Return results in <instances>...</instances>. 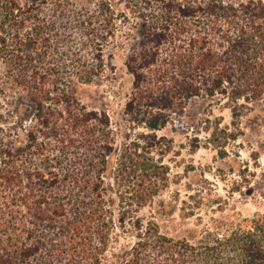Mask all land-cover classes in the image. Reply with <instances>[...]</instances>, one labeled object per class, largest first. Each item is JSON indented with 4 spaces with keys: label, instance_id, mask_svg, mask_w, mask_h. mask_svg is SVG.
Listing matches in <instances>:
<instances>
[{
    "label": "trees",
    "instance_id": "1",
    "mask_svg": "<svg viewBox=\"0 0 264 264\" xmlns=\"http://www.w3.org/2000/svg\"><path fill=\"white\" fill-rule=\"evenodd\" d=\"M118 55V113L88 108L76 89L102 85ZM5 93L0 264H264V211L197 241L140 216L168 182L160 129L187 134L197 100L236 126L264 98V0H0ZM219 126L207 144L236 138Z\"/></svg>",
    "mask_w": 264,
    "mask_h": 264
},
{
    "label": "rangeland",
    "instance_id": "2",
    "mask_svg": "<svg viewBox=\"0 0 264 264\" xmlns=\"http://www.w3.org/2000/svg\"><path fill=\"white\" fill-rule=\"evenodd\" d=\"M112 63L114 73L107 72L102 85H81L76 97L88 108H105L115 115L130 83L121 57L118 55ZM12 97L11 93L0 94V114L6 115V122L0 123V137L8 135L6 128L17 119H12ZM250 108L233 126L226 107L197 100L186 110L187 134L173 131L171 125L157 132L166 140L163 163L169 169L168 182L154 203L141 211L144 221L154 219L168 238L197 241L207 229L235 225L264 211V98ZM118 123L113 127L116 135L121 128ZM215 123H220L221 135L233 132L236 138L218 147L207 144V126ZM194 137L202 141L197 150L191 146ZM118 141L116 136V149Z\"/></svg>",
    "mask_w": 264,
    "mask_h": 264
}]
</instances>
